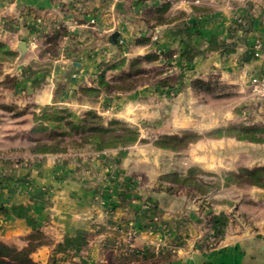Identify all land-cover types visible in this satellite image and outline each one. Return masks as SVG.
Here are the masks:
<instances>
[{
  "label": "crops",
  "instance_id": "crops-1",
  "mask_svg": "<svg viewBox=\"0 0 264 264\" xmlns=\"http://www.w3.org/2000/svg\"><path fill=\"white\" fill-rule=\"evenodd\" d=\"M170 1L159 21L145 15L161 0H71L77 39L68 40L69 59L51 64L31 59L30 42L40 27L63 22L62 1L0 0V28L9 16H20L30 28L16 45L27 44L20 77L31 85L39 107L54 104L59 85L67 94L91 86L100 62L118 56L105 40L115 31L131 44V56L171 53L167 61L178 82L173 94L162 96L157 85H146L128 98L105 95L81 106L100 110L126 99L120 104L123 115L149 126L151 138L197 132L199 142L185 152L188 167L217 174L264 166V144L206 136L230 123L264 125V98L255 95L249 82L251 76L264 78V0ZM92 22L107 33H96ZM258 40L263 45L260 58L254 49ZM196 79L228 93L210 97L193 88ZM210 148L214 158L207 155ZM172 154L153 144H137L88 156L45 155L21 164L16 177L0 181V243L22 250L39 233L44 241L31 254L37 264H264L261 231L247 227L241 235L227 234L218 246L205 245L198 199L166 191L170 184L160 179L174 169ZM241 160L245 163L236 164ZM241 196L245 212L248 205L264 202V188L245 186ZM151 203L154 211L144 208ZM230 213L229 206L214 210L219 218L229 219ZM129 240L139 254L125 260L115 243ZM171 245L177 253L168 248L153 253L156 246Z\"/></svg>",
  "mask_w": 264,
  "mask_h": 264
},
{
  "label": "rangeland",
  "instance_id": "rangeland-1",
  "mask_svg": "<svg viewBox=\"0 0 264 264\" xmlns=\"http://www.w3.org/2000/svg\"><path fill=\"white\" fill-rule=\"evenodd\" d=\"M61 1L63 2V6L61 7L63 22H56L55 25L39 28L30 42L32 49L31 59L35 58L39 62L48 64L63 62L69 59L66 48L67 45L69 46L68 40L77 39L73 36L75 35L76 21L74 20V7L71 0ZM161 1L160 6L168 5L169 7L171 5L170 0ZM156 10L145 16L147 18H154V20L161 21L159 18L164 20L165 13L160 12L157 14ZM3 24L5 27L2 26V29L0 28V181L16 177L15 171L21 164H27L32 162L33 158L45 156L33 153L37 145L33 143L34 140L40 142L38 145H58L60 150H66L65 153L47 155L65 156L75 154L88 156L93 153H99L96 145L86 140V137L89 135L88 133L75 131L66 125L68 121L81 125L79 120L88 119V114L94 112L101 119V125L116 129V133L131 135L130 133H124L126 132L124 131L125 129H130L138 134L135 143L117 149H128L137 144H153L157 147L155 143L165 136H179L183 138L182 141L172 143V146L177 147V150H167L173 153L169 163H171L170 165L174 169L167 172L164 171L160 179L163 183L170 184V187L166 188L168 190L165 189L166 191L171 190L173 191L172 193L181 192L191 199H198L200 204H197L196 207L201 215L200 220L202 223L200 224L203 227V233L200 238L203 239L205 245L218 246L219 243H223L226 240L227 234L236 233L241 235L245 233L247 227L251 228L254 232H264V202L259 201L254 203V205H248V208L244 212L240 209V202L243 201L241 191L246 185L235 183H231L228 186L225 185L227 184L225 178L228 174L235 173L238 175L241 168H236L237 170L235 171L225 173H221L223 170H218V173L215 174L214 172L204 171L197 166H187L191 162L189 156L185 155V152L192 145L199 142L201 136L197 132L188 130L172 135L160 134L157 138H151L149 126L132 122L123 115L124 109L120 104L125 102L126 99L123 102L120 100L112 101L110 104L106 103L100 110L83 108L81 106L87 100L94 101L105 95H120L121 99L128 98L137 89L146 85H157L161 88L160 93L162 96L164 93L171 94L170 88L161 87V83L170 81L175 86L178 85L177 75H174L172 72L173 68L167 61L172 57L171 53L155 51L144 55L131 56V53L127 51L131 49V44L119 39L118 45L112 47L107 41V37H105L110 50L118 56L107 57L106 60L100 62L98 71L95 74L96 78H94L91 86H81L67 94L63 85H59L55 93L54 104L48 106L62 113L56 114L53 110H48L47 118L42 122H37L34 120V115H40L43 107L35 104L34 91L31 85L29 86V83L24 82L20 77L21 68L27 63V57L26 54L21 56V52L16 45V41L20 38L21 33L28 32L30 28L23 26L20 16H9L3 21ZM91 25L96 33L100 35L104 32L107 33V31H101L97 28L96 23L92 22ZM2 32L8 33L11 37L9 35L6 37L5 35H1L3 34ZM148 55H157L158 59L155 61H144L139 65L135 64L136 67H133L135 60ZM101 82H106L114 87V89L107 92L105 87L101 88ZM219 89H214L213 93H205L213 98H222L223 95H227V91H224L223 88ZM55 116L64 117L65 120L63 122L52 121V118ZM112 121L119 124L110 126L109 124ZM60 123L62 126L58 127ZM240 124L243 123H230L219 129ZM37 127H45L48 130L33 133L32 130ZM144 131H148V134H143ZM215 131L207 133L206 136L210 138L216 137ZM210 149L211 151H207V155L210 158H214L212 154L213 149ZM221 156L223 157L224 155ZM211 163L214 164V160H209V164ZM240 163H245V161L236 162L238 165ZM235 182L241 183V180L236 179ZM231 187H235L237 190L235 188L229 189ZM153 204H146L144 208L154 211L155 203ZM221 206H229L231 208L229 219L225 217L219 218L214 214L216 207ZM249 215L253 216V220L251 217L249 218ZM133 229H130L129 236L135 235L136 231ZM33 237L31 242L41 243L44 241L43 236L39 233H35ZM115 248L116 252L122 254L125 260L133 259L135 255L139 254V251L133 247L131 240L126 242L118 241L115 243ZM167 248L172 253H177L178 251V248L172 245L169 247L156 246L153 248V253L160 255Z\"/></svg>",
  "mask_w": 264,
  "mask_h": 264
},
{
  "label": "trees",
  "instance_id": "trees-1",
  "mask_svg": "<svg viewBox=\"0 0 264 264\" xmlns=\"http://www.w3.org/2000/svg\"><path fill=\"white\" fill-rule=\"evenodd\" d=\"M168 5H161L157 8L156 13H166L168 10ZM161 21L163 19L159 18ZM166 21V20H165ZM157 55H148L143 58H139L133 62V67H136L135 64L139 65L144 61H155L157 60ZM101 88L105 87V90L108 92L114 87L107 84L106 82H101ZM193 88L197 91H202L206 93H213L214 89L210 83L202 81L200 79H196L192 82ZM162 88H170V90H175V84L173 82H163L161 83ZM95 91V90H94ZM97 91V90H96ZM48 110H53L54 113H62L57 112L55 108L45 106L41 111L40 115H34V120L37 122L44 121L48 116ZM88 119L79 120L81 125L74 123L73 121H68L67 126H70L75 131H84L89 135L86 137V140L90 143L96 145V149L99 152H103L109 149H117L126 147L132 143H135L138 138V134L134 133L130 129H125L124 133H130L131 135H121L116 133V129L107 128L104 125H101V119L94 112H90L88 114ZM76 118V117H75ZM65 120L64 117L55 116L52 118V121L63 122ZM98 121V122H95ZM92 124V125H91ZM118 122L112 121L109 125L115 126L118 125ZM91 125V126H90ZM61 123L58 127H61ZM48 130L45 127H37L32 130L33 133L46 131ZM217 137H226L232 136L237 138L240 141H247L256 144H264V125H244L240 124L237 126H229L224 129H218L214 132ZM183 138L179 136H165L161 137L155 145L163 150H177V147L172 146V143L175 141H182ZM33 143H36V147L33 151L35 155H47V154H59L65 153L66 150H60L58 145H38L40 142L38 140H34ZM241 180V183L235 182V180ZM227 181L226 186L231 183L235 184H245L246 186H255L259 188H264V167H258L255 169H246L241 168L239 170V174L229 173L225 178ZM234 181V182H232ZM168 190V189H166ZM170 192H173L169 190ZM168 191V192H169ZM150 205H154L151 203ZM40 245V243L31 242L28 247L18 250L14 247H9L3 243H0V264H37L31 258V254L36 250V248Z\"/></svg>",
  "mask_w": 264,
  "mask_h": 264
},
{
  "label": "built area",
  "instance_id": "built-area-1",
  "mask_svg": "<svg viewBox=\"0 0 264 264\" xmlns=\"http://www.w3.org/2000/svg\"><path fill=\"white\" fill-rule=\"evenodd\" d=\"M262 48H263L262 42L258 40L255 43V47H254L256 57L260 58L262 56L261 54ZM249 82H250V86L253 89V92L255 93V95L261 98H264V78H259L257 76H251L249 78Z\"/></svg>",
  "mask_w": 264,
  "mask_h": 264
},
{
  "label": "water",
  "instance_id": "water-1",
  "mask_svg": "<svg viewBox=\"0 0 264 264\" xmlns=\"http://www.w3.org/2000/svg\"><path fill=\"white\" fill-rule=\"evenodd\" d=\"M120 37H121V34L115 31L108 37L107 40L112 47H116L118 45ZM18 49L21 52V56H24L27 52V44L25 42H20L18 44Z\"/></svg>",
  "mask_w": 264,
  "mask_h": 264
}]
</instances>
